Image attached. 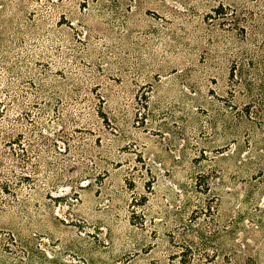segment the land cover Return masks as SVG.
Returning a JSON list of instances; mask_svg holds the SVG:
<instances>
[{"label": "rangeland", "instance_id": "374dc122", "mask_svg": "<svg viewBox=\"0 0 264 264\" xmlns=\"http://www.w3.org/2000/svg\"><path fill=\"white\" fill-rule=\"evenodd\" d=\"M0 132V264H264V0H0Z\"/></svg>", "mask_w": 264, "mask_h": 264}, {"label": "trees", "instance_id": "16d2710c", "mask_svg": "<svg viewBox=\"0 0 264 264\" xmlns=\"http://www.w3.org/2000/svg\"><path fill=\"white\" fill-rule=\"evenodd\" d=\"M206 209H208V207ZM0 211L4 212V210H0ZM199 234H200L201 240L204 243L210 241L211 238H213V236H214L213 235L214 233H212V231L206 232V234H209V235H205L203 232H199ZM9 238L11 239L10 243L15 245L16 247H18L19 251L22 252L23 256H25V258L27 259L26 261H23L22 259H18V263L17 264H30V262H29L30 258H32L34 256H39V255H37V251L36 252L34 251V248L32 247V245L30 244V242L28 240H23L21 237H19V244H17L16 243L17 239L14 238V234L13 233L9 234ZM21 243L23 245H25V247H26L25 250L22 248L23 246L21 245ZM259 248H260L259 250H261L260 252L262 253L263 250H264V243H260L259 244ZM205 258H206V256L204 257V259ZM244 259H245V264H256V261H255V259L253 257L245 256ZM182 263H183V261H182ZM187 264H192V263L190 262V263H187Z\"/></svg>", "mask_w": 264, "mask_h": 264}]
</instances>
